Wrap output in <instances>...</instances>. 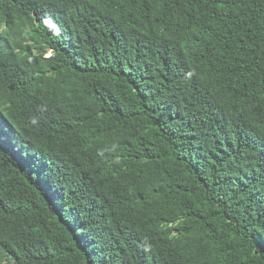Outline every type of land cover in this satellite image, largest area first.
Returning a JSON list of instances; mask_svg holds the SVG:
<instances>
[{
  "label": "trees",
  "instance_id": "trees-1",
  "mask_svg": "<svg viewBox=\"0 0 264 264\" xmlns=\"http://www.w3.org/2000/svg\"><path fill=\"white\" fill-rule=\"evenodd\" d=\"M264 264V0H0V264Z\"/></svg>",
  "mask_w": 264,
  "mask_h": 264
},
{
  "label": "rangeland",
  "instance_id": "rangeland-1",
  "mask_svg": "<svg viewBox=\"0 0 264 264\" xmlns=\"http://www.w3.org/2000/svg\"><path fill=\"white\" fill-rule=\"evenodd\" d=\"M2 264H12V262L9 261L6 257L3 256V258H2Z\"/></svg>",
  "mask_w": 264,
  "mask_h": 264
}]
</instances>
